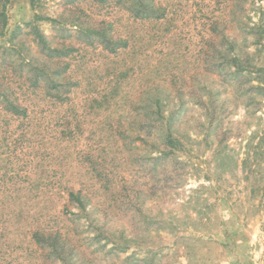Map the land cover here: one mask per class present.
I'll use <instances>...</instances> for the list:
<instances>
[{
	"label": "rangeland",
	"instance_id": "obj_1",
	"mask_svg": "<svg viewBox=\"0 0 264 264\" xmlns=\"http://www.w3.org/2000/svg\"><path fill=\"white\" fill-rule=\"evenodd\" d=\"M0 264H264V0H0Z\"/></svg>",
	"mask_w": 264,
	"mask_h": 264
},
{
	"label": "trees",
	"instance_id": "obj_2",
	"mask_svg": "<svg viewBox=\"0 0 264 264\" xmlns=\"http://www.w3.org/2000/svg\"><path fill=\"white\" fill-rule=\"evenodd\" d=\"M168 137H169V138H171L172 136H171V135H169Z\"/></svg>",
	"mask_w": 264,
	"mask_h": 264
}]
</instances>
